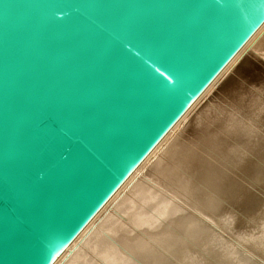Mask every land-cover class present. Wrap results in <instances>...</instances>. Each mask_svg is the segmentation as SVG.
<instances>
[{"label": "water", "instance_id": "95a60500", "mask_svg": "<svg viewBox=\"0 0 264 264\" xmlns=\"http://www.w3.org/2000/svg\"><path fill=\"white\" fill-rule=\"evenodd\" d=\"M263 25L264 0H0V264H55Z\"/></svg>", "mask_w": 264, "mask_h": 264}, {"label": "bare ground", "instance_id": "6f19581e", "mask_svg": "<svg viewBox=\"0 0 264 264\" xmlns=\"http://www.w3.org/2000/svg\"><path fill=\"white\" fill-rule=\"evenodd\" d=\"M233 227L264 247V25L55 264H264Z\"/></svg>", "mask_w": 264, "mask_h": 264}, {"label": "rangeland", "instance_id": "374dc122", "mask_svg": "<svg viewBox=\"0 0 264 264\" xmlns=\"http://www.w3.org/2000/svg\"><path fill=\"white\" fill-rule=\"evenodd\" d=\"M257 223V222H256ZM258 225V227H256ZM261 224H255V226L253 225V227H250L251 226V224H248V229H245V230H251L252 228V230H254V231H259L260 230V228H261V226H260ZM256 227V228H255ZM260 227V228H259ZM234 230V231H233ZM235 231H237V232H235ZM244 230H240V229H235V227H233V229L231 228V230H230V232H231V234L235 237V238H237V239H239L240 241H242V243H244L247 247H249L250 249H252L255 253H257L259 256H261L262 258H264V247L263 248H260V249H257L256 248V246H254L253 244L254 243H251V242H247V241H243L242 240V238L241 237H247L248 236V234L247 233H244L243 232ZM261 231V230H260ZM238 233H240V234H238ZM243 234H244V236H243ZM239 235V236H238ZM203 249H205L204 247H203ZM262 250V251H261ZM259 252V253H258Z\"/></svg>", "mask_w": 264, "mask_h": 264}]
</instances>
